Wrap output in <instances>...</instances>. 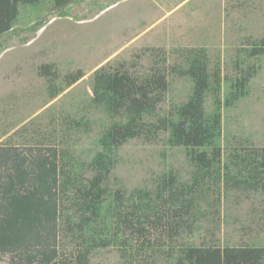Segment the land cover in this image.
I'll return each mask as SVG.
<instances>
[{
	"label": "trees",
	"instance_id": "trees-1",
	"mask_svg": "<svg viewBox=\"0 0 264 264\" xmlns=\"http://www.w3.org/2000/svg\"><path fill=\"white\" fill-rule=\"evenodd\" d=\"M46 1L67 16L73 3L84 0H0V37L19 21L20 5L35 10ZM250 45L237 74L227 78L224 97L221 69L210 66L204 48L189 50L172 69L190 80L191 89L167 114L159 106L170 90L167 69L152 66L140 76L107 63L92 73L93 94L79 107L83 112L52 119L54 129L37 131L42 137L36 144L0 143V254L11 255V264H101L93 257L111 247L123 264H264V245L177 242L183 233L194 235L205 216L220 213L222 187L264 192V147L239 138L223 159L222 110L248 94L260 69L256 58L264 56V36ZM41 72L56 77L52 64L42 65ZM84 75L70 73L61 85L50 78V101ZM95 111L104 113L95 141L99 149H78L71 138L92 130ZM25 126L18 132L27 131ZM164 134L169 146L185 149L190 180L170 167L152 187H113L119 149L131 139L153 143ZM214 186L218 199L208 211L204 191Z\"/></svg>",
	"mask_w": 264,
	"mask_h": 264
},
{
	"label": "rangeland",
	"instance_id": "rangeland-1",
	"mask_svg": "<svg viewBox=\"0 0 264 264\" xmlns=\"http://www.w3.org/2000/svg\"><path fill=\"white\" fill-rule=\"evenodd\" d=\"M34 8L20 5L19 21L0 37V143L12 139L21 145L36 144L42 137L37 131L54 129L61 113L83 112L93 94L92 73L107 63L122 64L140 76L152 66L167 69L170 90L159 105L167 114L187 99L191 89L190 80L172 69L184 62L189 50L204 48L210 66L221 69L224 97L227 78L237 74L243 51L264 36V0H84L73 3L67 16L49 1ZM40 21L42 27L34 30ZM256 61L260 69L248 94L235 107L222 110L224 160L239 138L264 147V56ZM44 64L53 65L56 77L42 74ZM78 71L84 77L50 101L49 79L61 85L68 74ZM206 106L213 108L209 100ZM90 117L92 130L75 134L71 142H77L78 149L95 152L104 113L95 111ZM25 124L27 131L19 133ZM166 135L153 143L142 138L126 142L119 149L111 185L128 192L152 187L157 175L170 167L182 180H190L185 149L169 146ZM211 188L204 191L203 207L208 211L218 199V187ZM219 198L220 213L205 216L202 227L194 235L183 233L178 244L264 245V192L222 187ZM93 261L123 264L117 249L111 247L99 249ZM0 264H11V255L0 254Z\"/></svg>",
	"mask_w": 264,
	"mask_h": 264
}]
</instances>
